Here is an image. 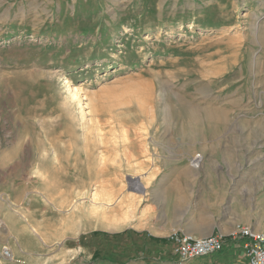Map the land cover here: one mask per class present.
Returning a JSON list of instances; mask_svg holds the SVG:
<instances>
[{
	"label": "rangeland",
	"instance_id": "obj_1",
	"mask_svg": "<svg viewBox=\"0 0 264 264\" xmlns=\"http://www.w3.org/2000/svg\"><path fill=\"white\" fill-rule=\"evenodd\" d=\"M184 173L264 184V0H0L8 264H244L174 256Z\"/></svg>",
	"mask_w": 264,
	"mask_h": 264
},
{
	"label": "crops",
	"instance_id": "obj_2",
	"mask_svg": "<svg viewBox=\"0 0 264 264\" xmlns=\"http://www.w3.org/2000/svg\"><path fill=\"white\" fill-rule=\"evenodd\" d=\"M261 160L263 159L259 157L258 161L251 162L248 166L249 174L252 173L251 170L257 168V163ZM186 176L187 174L184 173V180L170 185L168 190L170 189L173 193L172 200L179 202L181 201L179 196H183V204H196L194 206L191 204L190 208L187 207L182 218L171 219V231L191 234L195 237L221 235L225 238L223 249L205 257L229 259L232 255L238 254L243 258L240 243L230 240L228 235L237 225L246 226L264 234V190L260 186L264 184L254 181L255 176L251 175L245 181V178H235L232 175L230 178H225L216 174L215 178L199 179L196 188L197 182L188 180ZM177 180L179 177L174 182ZM157 233L162 234L163 231L158 230ZM0 245L7 244L0 241ZM243 261L245 262L244 259Z\"/></svg>",
	"mask_w": 264,
	"mask_h": 264
},
{
	"label": "built area",
	"instance_id": "obj_3",
	"mask_svg": "<svg viewBox=\"0 0 264 264\" xmlns=\"http://www.w3.org/2000/svg\"><path fill=\"white\" fill-rule=\"evenodd\" d=\"M230 240L238 241L242 248L246 264H264V234L246 226L237 225L228 236ZM172 244V252L180 262L190 261L220 252L225 245L221 235L211 236L206 240L187 236L184 233L172 231L168 235ZM12 261V254L7 245H0V264Z\"/></svg>",
	"mask_w": 264,
	"mask_h": 264
},
{
	"label": "bare ground",
	"instance_id": "obj_4",
	"mask_svg": "<svg viewBox=\"0 0 264 264\" xmlns=\"http://www.w3.org/2000/svg\"><path fill=\"white\" fill-rule=\"evenodd\" d=\"M74 94L73 93L71 94L73 97L70 95L72 97L71 98L72 100L76 97L74 96ZM228 107H231V105H227L226 108L223 110L205 109V111L204 110L202 111L203 113L201 115L197 113L196 110H193V108L187 107L188 111H187L186 119L184 120L185 122L183 121L184 123H182L181 127L179 126L178 130L181 131L182 135L198 134L203 130L217 132L226 125H228L229 119L227 118V116L229 115H227V112L230 110ZM139 188L140 186L138 185L137 189ZM185 235L193 236L191 234H185ZM211 236L212 235L199 237L198 240L199 241L206 240L207 238H211Z\"/></svg>",
	"mask_w": 264,
	"mask_h": 264
}]
</instances>
